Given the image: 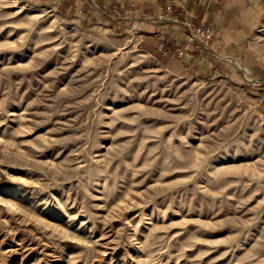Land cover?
I'll use <instances>...</instances> for the list:
<instances>
[{
    "label": "rangeland",
    "instance_id": "374dc122",
    "mask_svg": "<svg viewBox=\"0 0 264 264\" xmlns=\"http://www.w3.org/2000/svg\"><path fill=\"white\" fill-rule=\"evenodd\" d=\"M51 4L0 0V264H264V64L169 67Z\"/></svg>",
    "mask_w": 264,
    "mask_h": 264
},
{
    "label": "crops",
    "instance_id": "0c3cea01",
    "mask_svg": "<svg viewBox=\"0 0 264 264\" xmlns=\"http://www.w3.org/2000/svg\"><path fill=\"white\" fill-rule=\"evenodd\" d=\"M51 5L87 22L120 30L134 46L160 64L181 65L198 73L222 69V59L239 60L248 68L264 64V47L254 41L264 22V0H50ZM170 4L171 10L165 11ZM173 17L163 21L156 16ZM206 21L212 37L203 48L192 42L184 24ZM246 37L251 41L245 47ZM163 43L162 49L158 44ZM264 100V92L262 93Z\"/></svg>",
    "mask_w": 264,
    "mask_h": 264
},
{
    "label": "built area",
    "instance_id": "2783aa9c",
    "mask_svg": "<svg viewBox=\"0 0 264 264\" xmlns=\"http://www.w3.org/2000/svg\"><path fill=\"white\" fill-rule=\"evenodd\" d=\"M171 5L168 4L165 6V11H170ZM173 17H166L164 14H160L156 16L157 20L163 21L166 19H172ZM187 29V34L192 42L197 43L201 47L205 48L206 44L210 41L212 37V27L210 23L206 21H198V22H188L184 24ZM163 43L158 44V49H162Z\"/></svg>",
    "mask_w": 264,
    "mask_h": 264
}]
</instances>
